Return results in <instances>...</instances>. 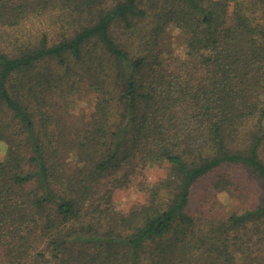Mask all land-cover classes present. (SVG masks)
Listing matches in <instances>:
<instances>
[{
    "label": "trees",
    "instance_id": "16d2710c",
    "mask_svg": "<svg viewBox=\"0 0 264 264\" xmlns=\"http://www.w3.org/2000/svg\"><path fill=\"white\" fill-rule=\"evenodd\" d=\"M234 170L264 185V0H0V264H264V203L191 208Z\"/></svg>",
    "mask_w": 264,
    "mask_h": 264
},
{
    "label": "rangeland",
    "instance_id": "374dc122",
    "mask_svg": "<svg viewBox=\"0 0 264 264\" xmlns=\"http://www.w3.org/2000/svg\"><path fill=\"white\" fill-rule=\"evenodd\" d=\"M177 37L178 34L175 31L170 34V41L174 43L172 49L173 52L182 55L181 44ZM91 96L90 93H85L80 98H71L67 105L70 115L87 117L92 108L93 99ZM232 173L235 186L231 193L213 191L208 194L205 192L208 188L206 183H201L195 188L191 198V208L197 213V216L204 219L212 216H228L234 211L243 208H256L264 203V185L262 183L243 170H234ZM163 175V170L158 168H151L145 173L150 182L158 181ZM113 201L119 210L128 211L131 207L143 203L144 194L138 188L122 189L114 192Z\"/></svg>",
    "mask_w": 264,
    "mask_h": 264
}]
</instances>
